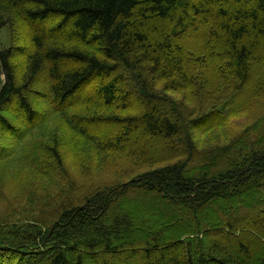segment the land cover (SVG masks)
Segmentation results:
<instances>
[{"label":"trees","instance_id":"16d2710c","mask_svg":"<svg viewBox=\"0 0 264 264\" xmlns=\"http://www.w3.org/2000/svg\"><path fill=\"white\" fill-rule=\"evenodd\" d=\"M1 31L0 162L58 115L95 151L156 166L31 194L60 200L0 224V264H264V114L223 146L199 140L264 66V0H0ZM197 92L186 116L170 96Z\"/></svg>","mask_w":264,"mask_h":264},{"label":"rangeland","instance_id":"374dc122","mask_svg":"<svg viewBox=\"0 0 264 264\" xmlns=\"http://www.w3.org/2000/svg\"><path fill=\"white\" fill-rule=\"evenodd\" d=\"M6 45L7 35L5 31H1L0 50ZM212 62L210 59L209 63L202 64L205 69L210 65L209 69L212 70L214 68ZM216 85L215 82L210 86L211 90L216 89ZM170 96L179 104L181 102L185 104L183 110L185 116L189 112H198L202 108L201 101L206 99L205 94L198 92L194 93L193 97L191 94L186 97L182 94H170ZM211 98L208 97L209 102ZM228 101H230L228 105L235 102V108L239 106L241 110L229 119L225 127L199 139L203 146L227 144L232 137L235 138L240 131L248 127L249 123H253L264 114V66L255 67L254 80L248 90L236 94ZM223 110L225 111L223 116H226L227 109ZM65 123L63 117L52 116L37 130L27 132L19 144L16 146L12 144L13 153L0 162L1 225H4L6 220L10 224H22L23 219L40 213L50 204L60 200L57 199L50 204L33 202L29 196L34 193L38 199L47 196L49 200L60 197L67 186L68 172L71 177H75L77 183L82 184L79 193L84 194L114 182L126 181L156 166L141 168L138 161L132 159L131 161L121 155L101 154L78 138ZM197 135L199 138L203 136ZM3 140L10 144L6 137ZM52 147H55L59 153L63 164L61 169L56 168L54 161L51 160L49 149ZM152 153H160L159 148L152 150Z\"/></svg>","mask_w":264,"mask_h":264}]
</instances>
